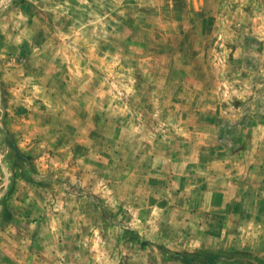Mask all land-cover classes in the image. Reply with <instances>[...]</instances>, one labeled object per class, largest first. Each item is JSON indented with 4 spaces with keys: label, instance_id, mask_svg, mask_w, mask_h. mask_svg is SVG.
<instances>
[{
    "label": "rangeland",
    "instance_id": "1",
    "mask_svg": "<svg viewBox=\"0 0 264 264\" xmlns=\"http://www.w3.org/2000/svg\"><path fill=\"white\" fill-rule=\"evenodd\" d=\"M0 264H264V0H0Z\"/></svg>",
    "mask_w": 264,
    "mask_h": 264
}]
</instances>
